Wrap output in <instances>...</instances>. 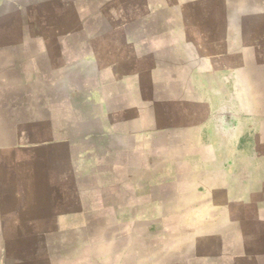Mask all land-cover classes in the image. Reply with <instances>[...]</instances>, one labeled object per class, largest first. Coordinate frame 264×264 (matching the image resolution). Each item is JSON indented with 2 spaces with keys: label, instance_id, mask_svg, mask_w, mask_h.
<instances>
[{
  "label": "crops",
  "instance_id": "1",
  "mask_svg": "<svg viewBox=\"0 0 264 264\" xmlns=\"http://www.w3.org/2000/svg\"><path fill=\"white\" fill-rule=\"evenodd\" d=\"M0 264H264V0H0Z\"/></svg>",
  "mask_w": 264,
  "mask_h": 264
}]
</instances>
